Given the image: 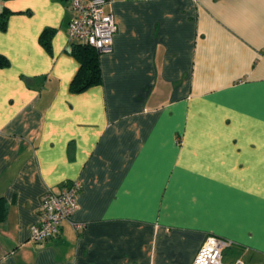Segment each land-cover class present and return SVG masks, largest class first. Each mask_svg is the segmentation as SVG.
<instances>
[{
    "label": "crops",
    "instance_id": "0c3cea01",
    "mask_svg": "<svg viewBox=\"0 0 264 264\" xmlns=\"http://www.w3.org/2000/svg\"><path fill=\"white\" fill-rule=\"evenodd\" d=\"M2 8L0 264H189L207 234L264 264V0H109L78 93L68 0ZM74 179L76 210L31 241L41 194Z\"/></svg>",
    "mask_w": 264,
    "mask_h": 264
},
{
    "label": "built area",
    "instance_id": "2783aa9c",
    "mask_svg": "<svg viewBox=\"0 0 264 264\" xmlns=\"http://www.w3.org/2000/svg\"><path fill=\"white\" fill-rule=\"evenodd\" d=\"M109 0H68L71 17L66 26L69 40L93 47L99 53L110 50L115 23L104 5ZM78 180L66 182L60 189H46L40 196L39 215L29 227V239L42 242L55 237L62 221L67 220L77 208ZM79 228L80 224L74 225ZM229 239L213 234L205 235L189 264H243L240 259L224 261Z\"/></svg>",
    "mask_w": 264,
    "mask_h": 264
},
{
    "label": "trees",
    "instance_id": "16d2710c",
    "mask_svg": "<svg viewBox=\"0 0 264 264\" xmlns=\"http://www.w3.org/2000/svg\"><path fill=\"white\" fill-rule=\"evenodd\" d=\"M10 13L6 8L0 10V30H3L6 25V18ZM53 29L44 28L38 35L39 44L46 50L49 49L50 38ZM69 53L74 57L78 63V67L68 83V91L71 93H78L86 88L96 85L100 82V69L98 64L99 52L93 47L72 41L69 45ZM8 65L7 58L0 54V67ZM5 214V206L0 198V220L3 219Z\"/></svg>",
    "mask_w": 264,
    "mask_h": 264
},
{
    "label": "rangeland",
    "instance_id": "374dc122",
    "mask_svg": "<svg viewBox=\"0 0 264 264\" xmlns=\"http://www.w3.org/2000/svg\"><path fill=\"white\" fill-rule=\"evenodd\" d=\"M228 251H229V248H228V249H226L225 253H227Z\"/></svg>",
    "mask_w": 264,
    "mask_h": 264
}]
</instances>
